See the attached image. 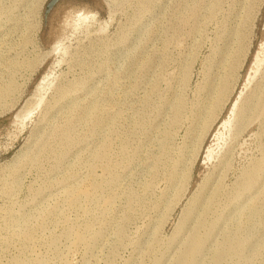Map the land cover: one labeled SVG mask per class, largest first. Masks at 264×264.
<instances>
[{
  "label": "rangeland",
  "instance_id": "374dc122",
  "mask_svg": "<svg viewBox=\"0 0 264 264\" xmlns=\"http://www.w3.org/2000/svg\"><path fill=\"white\" fill-rule=\"evenodd\" d=\"M50 1L0 0V264H264V0Z\"/></svg>",
  "mask_w": 264,
  "mask_h": 264
},
{
  "label": "water",
  "instance_id": "95a60500",
  "mask_svg": "<svg viewBox=\"0 0 264 264\" xmlns=\"http://www.w3.org/2000/svg\"><path fill=\"white\" fill-rule=\"evenodd\" d=\"M60 1H64V0H51L50 3L47 5L46 7V11H45V18L47 19V17L49 16V14L51 13V11L53 10V8L57 5V3H59Z\"/></svg>",
  "mask_w": 264,
  "mask_h": 264
},
{
  "label": "bare ground",
  "instance_id": "6f19581e",
  "mask_svg": "<svg viewBox=\"0 0 264 264\" xmlns=\"http://www.w3.org/2000/svg\"><path fill=\"white\" fill-rule=\"evenodd\" d=\"M260 51H261V50H260ZM260 53H263V52H260ZM263 54H264V53H263ZM258 55H259V53L257 54V56H255V57H256V60H255V61H256V63H255L256 66H258V65L260 64L261 60L263 59V58H262V55H261V59H260V57H258ZM263 60H264V59H263ZM263 60H262V61H263ZM255 61H254V62H255ZM253 66H254V65H253ZM256 66H255V68H259V66H258V67H256ZM252 69H253V68H252ZM256 70H257V69H255V71H256ZM195 252H196V248H195V247H193V248H191V249L189 250V253H190L191 255H193V253H195Z\"/></svg>",
  "mask_w": 264,
  "mask_h": 264
}]
</instances>
